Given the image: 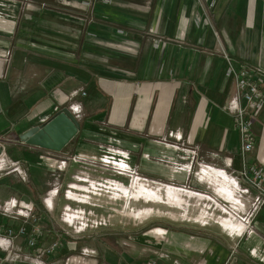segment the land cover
Instances as JSON below:
<instances>
[{
    "label": "crops",
    "instance_id": "0c3cea01",
    "mask_svg": "<svg viewBox=\"0 0 264 264\" xmlns=\"http://www.w3.org/2000/svg\"><path fill=\"white\" fill-rule=\"evenodd\" d=\"M214 1L217 4L216 0ZM223 1L219 2L224 4V7L218 14V21L226 24L233 23L234 27L242 23L245 28L241 32H237L234 28L230 30L233 49L230 47L227 49L229 52L231 50L230 55L234 56L231 61L235 67L247 66L253 69L255 76L264 85V28L259 30L245 27L256 20L264 21V11H262L264 10V0H235L236 7ZM18 5H20V1L0 0V6L4 7V11L11 17L8 22L14 21L18 15ZM220 8L221 6H219ZM200 11L201 9L194 3L190 13L192 22L195 20L193 19L194 14H200ZM205 31L206 27L202 30V37L205 35ZM118 34L121 33L118 32ZM259 37H263V39L261 41L254 39ZM124 38L126 39H120L121 41L113 39V42H122L126 50L135 49L139 43L129 36ZM19 41L16 39L10 51L6 52L10 62L6 67L5 75L3 73L6 60H0V153L5 152L3 136L6 134V139H9L12 145L14 144L11 148L14 160H9L18 161L22 166H27L25 169L30 173L29 176L32 177L34 185L30 187L23 183L24 180L21 181L16 172L13 175H7V172L0 171V199L16 196L28 207L43 212L41 196L37 193L38 205H34L31 199L36 193L35 190L38 189L36 185L40 180L39 169L41 167L38 165L43 164L44 157L47 155L54 157L57 163L61 160L65 161L58 167L53 165L59 171L63 170L67 163H73L74 156L84 158V162H78V167L86 170L85 172L88 171L87 173L90 175L93 170L84 166L95 167L91 160L105 157V155L112 156L113 159L123 160L131 168H137L143 178L147 179L148 177L154 181L167 176H173L178 181L185 178L183 172L176 175L171 173L172 168L167 163V159L173 160V162L190 158L191 160L199 158L213 160L215 156L221 158L224 165H232L234 171L239 168V166L236 168L235 165L240 161L239 136L232 116L226 107L227 102L234 95L235 84L233 78L226 76L228 64L218 49L216 51L204 48L182 50L173 46L169 50L156 51L150 46L149 51L145 52V56L144 53L141 54L145 60L143 65L134 64L133 68L129 67L123 70L120 66L110 68V66L101 64L95 65L94 62L93 65H87L77 59L80 55L78 52H76V60L67 59L61 55L36 54L37 52L30 46H24ZM158 41L160 39L152 40L153 44H157ZM259 45L260 51L258 50ZM32 66L39 76L30 78L28 73L23 72ZM19 75L26 83H40V86L39 89L20 97L21 99L9 106L16 96L12 95L11 97L7 94L6 88L12 78ZM26 77H29L27 81ZM71 106H76L77 112L79 111L77 120L81 127L72 140L58 153L50 154L49 150L27 145L17 140L19 135L27 131L29 127L40 125L55 115L58 109L66 107L69 110ZM251 120H253L251 130L255 136V142L248 160L260 164L264 162V107ZM117 149L125 150L126 157ZM190 149L196 152L194 158L192 155L189 157ZM22 155L27 158L25 159ZM46 163L49 165L48 161ZM95 169L99 170L96 167ZM105 170L107 169L98 171V174L103 175ZM197 177L199 181L206 183L209 192L203 193L163 183L157 187L145 186L136 181L132 182L129 187L133 186L134 189L140 190L143 202L146 204H163L171 208L181 207V216L184 217L188 215L185 206L188 205L189 199L194 198L196 202L204 205V210L192 218L194 221L216 220L221 227L223 226L234 235L245 231L248 227L247 224L236 215L244 214V206L248 207L249 204H246L236 194V181L229 178L224 169L211 166L203 167L197 173ZM107 179L122 182L123 185L110 181L107 185L92 184L93 189H91L89 186L73 184L76 191L70 192V198L73 201L89 204L91 202L90 194L100 195L104 189L110 198H120L119 191L128 187L124 183L127 178L117 174ZM1 186L11 187L14 190L8 192L2 190ZM34 186L37 188L34 189ZM247 194H254V197L256 195L254 190L253 192L248 190ZM214 196L225 203L227 208L218 209L219 204ZM84 207L87 208V205ZM207 208L218 209L226 215L213 219L214 212H209ZM163 213L160 209L150 205L144 207L143 212L140 210L133 213L132 218L142 219L149 214L161 215ZM166 214L170 213L166 212ZM257 214L260 216L264 214V207L251 220H254ZM136 215L139 216L136 217ZM225 221L243 222L247 227L244 229L239 225L237 227L240 229H238L235 226V229L242 231L234 232L228 227L234 228L233 224L230 222L223 224ZM48 225L53 227L52 223ZM149 232L159 236L165 233L170 241V248L174 247L177 251L180 249L181 254L179 256L172 255L171 253L174 252L167 248H164V251L151 249L146 256H143L147 257L148 261L149 259L158 260L160 255H168V258L171 259L169 264H172V260L175 259L182 260L181 256L185 257L186 260H183L185 264H191L194 256L192 257L188 252H207L197 264H216L217 259L223 261L225 254L220 251L223 248L216 249L209 237L202 238L182 231H168L164 228H154ZM252 234L256 235L255 229L254 232L249 233V236ZM92 238L102 241L101 239L105 237L99 233ZM79 241H67L69 255L64 257L65 260L62 264H66L67 259L70 260L68 264H144L143 257L138 256L143 252L136 250L133 262L127 261L122 252L115 251L108 243L97 242V245L90 244L80 247V249L89 250L88 253H82V249L79 252H72L71 249H74ZM250 251L254 254L258 253L257 257L264 262L262 246L253 244ZM60 253L59 251L48 256L46 263L56 264L55 257L60 259L64 256ZM242 260V258L238 261L234 259L230 264H244ZM220 262L218 264H223Z\"/></svg>",
    "mask_w": 264,
    "mask_h": 264
},
{
    "label": "rangeland",
    "instance_id": "374dc122",
    "mask_svg": "<svg viewBox=\"0 0 264 264\" xmlns=\"http://www.w3.org/2000/svg\"><path fill=\"white\" fill-rule=\"evenodd\" d=\"M20 1L18 5V15L11 23L8 22L10 16L4 11V7L0 6V60L5 61L4 75L7 71V66L10 62L6 52L11 49L12 44L16 39H19V43L22 45L30 46L35 50L36 54L61 55L64 58L75 59L76 52L80 55L77 58L80 62L87 65L101 64L102 66H120L124 69L129 67L133 68L134 64L143 65L145 60L141 57V54L145 56V52L149 51L151 46L154 50H166L171 49L173 46L182 50H201V48L216 51L221 53L225 60V54L228 58H232L231 50L233 42L230 36V30L235 29L237 32L245 29L242 25H236L233 23L226 24L222 21H218V14L221 12L224 4H220L222 0H216L215 7H210L208 2L210 0H16ZM231 3L236 7L235 0H224ZM195 3L196 7L201 9L200 14H194V22L190 19V13ZM219 6L221 8L219 9ZM254 8V7H253ZM264 11V10H262ZM195 13V10H194ZM128 28L126 29V27ZM206 27L204 36L202 37V30ZM252 29L264 28V21H254L249 26ZM22 30V31H21ZM28 32V35H27ZM120 32L121 34H118ZM125 36L133 39L135 42H139L136 48L133 50L124 49L123 43H115L114 40L126 39ZM226 36V38H225ZM114 39V40H113ZM160 39L157 44H153L152 40ZM255 40H262L263 37L254 38ZM120 40V41H121ZM5 42V43H3ZM119 42V41H118ZM260 47V45H259ZM233 49V48H232ZM247 49V48H245ZM261 47L258 48L260 51ZM76 60V59H75ZM137 60V61H136ZM33 63V62H32ZM36 65L38 63L34 62ZM25 73H28L30 78L39 76L37 71L32 67L26 68ZM22 75V74H21ZM29 77H26V81ZM9 86L6 88V93L11 97L16 96V99L9 105L12 106L20 97L26 96L31 91L39 89L40 83H26L23 78L16 76L9 82ZM5 94V93H4ZM20 103V101H18ZM8 106V107H9ZM5 110V109H3ZM2 110V111H3ZM30 114L29 112H27ZM5 134V157L14 160L11 155V148L14 146L9 139H6ZM9 145V146H7ZM50 154L55 153L49 151ZM189 152V157L191 156ZM25 159L26 156L22 155ZM182 160V161H180ZM173 162V160L167 159V163L170 164L171 173L176 175L177 173H185V178L178 181L173 176L163 177L162 179L151 180L147 177L152 187H157L159 184H169L172 186H178L187 189H193L203 193L209 192L206 183L198 180L197 173L202 167L211 166L224 169L232 180L236 181L237 189L236 194L246 204H251L254 194H245L243 189L248 188L250 192H253V188L239 179L237 170L234 171L232 165H224L221 158L215 157L213 160L205 159H180ZM210 162V163H206ZM184 165L191 166V169H187ZM236 168L239 164L236 163ZM40 180L37 182L38 189L31 199L34 205H38L37 193L41 196V199L46 195L47 191L51 189V196L53 201L52 212L46 213L43 219V230L47 235H51L54 230V235L57 233L63 234L64 237H68V240H80L76 243L75 250L81 251L80 247L84 245H97L99 241L94 240L92 237L101 233L106 237V243L110 244L115 251L122 252L127 261L133 262L136 255V250L143 252L138 256H146L151 249H164L167 248L172 255L179 256L181 250H175L174 247L170 248V241H168L167 235H157L149 232L154 228H164L168 231H182L189 233L192 236L209 237L212 239L211 243H214L216 249H221L223 261L217 259L218 264H230L234 259L244 261V264H264L262 260L250 251V247L254 244H259L264 248V214L260 216L257 214L254 220H251V225L243 232L234 235L221 227L216 220H207L205 222L194 221L192 218L197 216L204 210V205L200 202H196L194 198L189 199L188 205L185 208L188 211L187 216H181V207H168L167 205L144 203L141 191L134 187H129L131 183L125 180L124 183L128 186L126 189L121 190L120 198L112 199L109 194L105 192V189L100 192V195L90 194L91 202L85 209L93 210L95 214L103 217L104 226L101 229H90L86 232H77L75 227L67 226L61 221V213L66 206L70 205L71 209H82L84 205H80L75 202L66 200L64 197L65 190L69 184H78L93 189L92 184H106L103 179L113 177L116 175L112 171L105 170L106 172L98 174L101 169H95L94 167L87 165L84 166L88 169L91 168L93 173L90 175L85 172L83 168L78 167V162H69L63 170H57L55 166L43 160V164L38 165ZM27 166H22L25 171V180L23 183L33 187L32 177L29 176V172L26 171ZM135 168V167H134ZM238 168V169H239ZM49 169V171H48ZM137 169V168H136ZM82 170L81 172H77ZM138 170V169H137ZM96 171V172H95ZM1 172H7V175H13L14 172L11 168L7 167ZM110 174H108V173ZM140 176H142L139 173ZM20 176V175H19ZM182 177V176H181ZM21 179V177H19ZM29 178V179H28ZM84 179V181H83ZM23 179H21L22 181ZM87 180V181H86ZM98 183V184H97ZM50 184V186H49ZM34 186V189L37 188ZM2 187V186H1ZM102 187V186H99ZM58 189L57 195H52L53 192ZM2 190L12 191L14 188L2 187ZM141 194V195H140ZM251 195L250 199L249 196ZM129 197V198H128ZM136 198V199H135ZM219 207H226V204L217 199ZM40 199V198H39ZM131 201H130V200ZM138 199V200H137ZM152 206L156 209H160L163 214L153 215L149 214L142 219L132 218L133 213L144 210V207ZM218 209L207 208L209 212L213 213V219L222 218L226 215L223 211ZM37 210V209H36ZM169 212L170 214H166ZM48 214V216H47ZM139 215H136V217ZM240 219V215H236ZM247 216V215H242ZM230 222L233 227L228 226L232 231L239 232L237 226L247 227L243 222H231L225 221L223 224ZM52 223V226L48 224ZM76 226V224H75ZM235 226L237 227L235 229ZM251 228L256 232V235L251 234ZM240 229V228H238ZM243 229V230H244ZM106 234V235H105ZM251 240V241H250ZM261 241V242H260ZM167 242V244H165ZM254 242V243H252ZM249 243H252L251 245ZM68 244V243H67ZM69 246V244L67 245ZM59 250L61 255L64 256L60 259L55 257L56 264H62L66 256L69 254L68 247ZM71 247V246H70ZM146 247V248H143ZM221 247V248H219ZM72 248V247H71ZM243 248V249H242ZM58 251V252H59ZM73 251L72 252H76ZM164 251V250H163ZM257 251V250H256ZM255 251V252H256ZM162 253V252H161ZM191 253L194 258L191 264H197L199 260L206 255L207 252H188ZM233 253V254H232ZM56 254V253H55ZM183 255V254H182ZM48 256H46L47 258ZM65 257V258H64ZM45 258V262H47ZM146 258V259H145ZM181 263L185 264L183 260L185 257H180ZM48 259V258H47ZM230 259V260H229ZM161 264H169L170 258H159ZM148 261L147 257H143V263ZM228 262V263H225ZM188 263V261H187Z\"/></svg>",
    "mask_w": 264,
    "mask_h": 264
},
{
    "label": "built area",
    "instance_id": "2783aa9c",
    "mask_svg": "<svg viewBox=\"0 0 264 264\" xmlns=\"http://www.w3.org/2000/svg\"><path fill=\"white\" fill-rule=\"evenodd\" d=\"M214 3V0L208 2L210 7H214ZM224 57L228 64L226 68V76L233 78L235 84L234 95L227 102L226 107L232 116V121L235 123L239 136L241 166L236 172L239 179L248 183L257 194L248 207L244 206V214L242 215L247 216H239L249 227L251 225V218H253L262 207H264V162L256 164L251 160H248L249 153L252 151L255 142V136L251 130L253 121L251 119L264 107V85L262 84V81L255 76V71L253 69L247 66L235 67L226 54ZM83 94L84 93L82 92V95ZM69 111L72 112L77 119L79 116L77 107L71 106ZM117 150L126 157L127 152L125 150ZM190 152L194 158L196 155L195 150L190 149ZM44 158L45 161H48L51 165L57 167L65 163L64 160L57 163V160L49 155ZM73 161L84 162L85 159L79 156H74ZM91 163H93V166L96 168L107 169L116 175L119 174L125 176L131 184L136 181L145 186H150L148 179L140 176L136 168L129 167L121 159L116 160L113 159L112 156L105 155V157L91 160ZM184 166L187 167V169H191L190 165ZM7 167L11 168L13 172L18 174V176L20 175L19 177H21V179L25 180L26 173L22 169V164L18 161H10L5 157V152L0 153V171L5 170ZM103 181L107 184L111 181L123 185L122 182H116L107 178L103 179ZM73 187V184H69L64 193L66 200L71 202L75 201L70 198V192L76 191ZM242 192L247 194L248 188L243 189ZM57 193L58 189H56L52 195H57ZM51 197V189H49L46 195L41 199L43 212L28 207L16 196L0 199V218L2 217L0 220V264H49L44 260L46 256L54 255L65 246L61 234L59 235L57 233L54 235L53 230L51 235H47L43 230V213L46 212L50 214L52 212L53 202ZM75 202L88 206V204L80 203L78 201ZM61 221L69 227H75L77 232H86L90 229L98 230L105 224L103 217L95 214L93 210H87L85 207L72 210L70 205L66 206L61 213ZM250 231L254 232L252 228ZM81 252L88 253L89 250L83 248ZM160 256V258H168V255ZM69 261L70 260L67 259L66 264H68ZM144 264L161 263L157 259H149V261ZM172 264L182 263L180 259H175L172 260Z\"/></svg>",
    "mask_w": 264,
    "mask_h": 264
},
{
    "label": "water",
    "instance_id": "95a60500",
    "mask_svg": "<svg viewBox=\"0 0 264 264\" xmlns=\"http://www.w3.org/2000/svg\"><path fill=\"white\" fill-rule=\"evenodd\" d=\"M40 125H34L19 135V140L41 149L58 153L80 130V124L66 107Z\"/></svg>",
    "mask_w": 264,
    "mask_h": 264
},
{
    "label": "trees",
    "instance_id": "16d2710c",
    "mask_svg": "<svg viewBox=\"0 0 264 264\" xmlns=\"http://www.w3.org/2000/svg\"><path fill=\"white\" fill-rule=\"evenodd\" d=\"M17 140L19 141V142H21L20 140H19V138H17ZM23 143V142H22ZM61 236H62V238H63V242H64V244H65V246H67V241H68V237H64V235L63 234H61ZM102 241H99V242H101V243H106V237L104 238V239H101ZM64 248V247H63ZM62 249V248H61ZM72 250V249H71ZM73 251H76L75 249H73Z\"/></svg>",
    "mask_w": 264,
    "mask_h": 264
}]
</instances>
